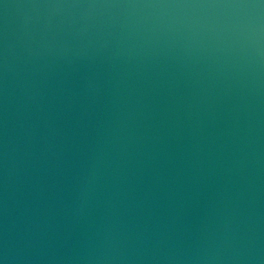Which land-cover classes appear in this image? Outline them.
Here are the masks:
<instances>
[{"label": "water", "instance_id": "95a60500", "mask_svg": "<svg viewBox=\"0 0 264 264\" xmlns=\"http://www.w3.org/2000/svg\"><path fill=\"white\" fill-rule=\"evenodd\" d=\"M0 264H264V0H0Z\"/></svg>", "mask_w": 264, "mask_h": 264}]
</instances>
